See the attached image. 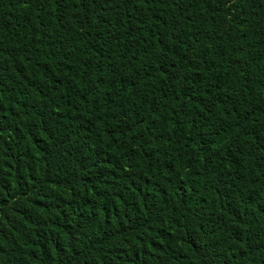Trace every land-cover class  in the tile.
Listing matches in <instances>:
<instances>
[{
	"label": "trees",
	"instance_id": "1",
	"mask_svg": "<svg viewBox=\"0 0 264 264\" xmlns=\"http://www.w3.org/2000/svg\"><path fill=\"white\" fill-rule=\"evenodd\" d=\"M0 264H264V0H0Z\"/></svg>",
	"mask_w": 264,
	"mask_h": 264
}]
</instances>
